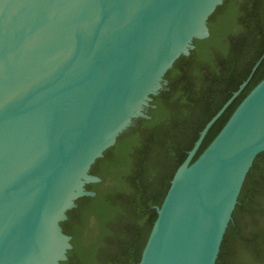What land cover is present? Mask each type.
<instances>
[{
	"label": "water",
	"instance_id": "obj_1",
	"mask_svg": "<svg viewBox=\"0 0 264 264\" xmlns=\"http://www.w3.org/2000/svg\"><path fill=\"white\" fill-rule=\"evenodd\" d=\"M224 0H0V264H62L61 222L91 166L162 88ZM178 166L137 264H216L245 177L264 152V77Z\"/></svg>",
	"mask_w": 264,
	"mask_h": 264
},
{
	"label": "trees",
	"instance_id": "obj_2",
	"mask_svg": "<svg viewBox=\"0 0 264 264\" xmlns=\"http://www.w3.org/2000/svg\"><path fill=\"white\" fill-rule=\"evenodd\" d=\"M209 36L194 39L139 117L91 166L101 178L60 224L72 237L62 264H137L178 166L210 118L246 80L264 52V0H224L208 18ZM264 77V58L208 129L194 160L245 95ZM216 264H264V152L250 167Z\"/></svg>",
	"mask_w": 264,
	"mask_h": 264
},
{
	"label": "flooded vegetation",
	"instance_id": "obj_3",
	"mask_svg": "<svg viewBox=\"0 0 264 264\" xmlns=\"http://www.w3.org/2000/svg\"><path fill=\"white\" fill-rule=\"evenodd\" d=\"M148 108H153V105H149Z\"/></svg>",
	"mask_w": 264,
	"mask_h": 264
}]
</instances>
